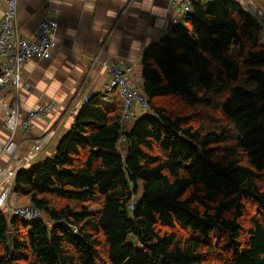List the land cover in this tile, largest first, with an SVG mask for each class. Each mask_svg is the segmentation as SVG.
Returning a JSON list of instances; mask_svg holds the SVG:
<instances>
[{"label":"trees","instance_id":"obj_1","mask_svg":"<svg viewBox=\"0 0 264 264\" xmlns=\"http://www.w3.org/2000/svg\"><path fill=\"white\" fill-rule=\"evenodd\" d=\"M182 21L143 53L129 131L118 90L97 94L18 173L47 221L0 211V264H264L262 28L236 0Z\"/></svg>","mask_w":264,"mask_h":264},{"label":"crops","instance_id":"obj_2","mask_svg":"<svg viewBox=\"0 0 264 264\" xmlns=\"http://www.w3.org/2000/svg\"><path fill=\"white\" fill-rule=\"evenodd\" d=\"M173 0H21L18 25L22 35L30 39L40 23L49 19L59 25L57 40L61 49L50 61L33 59L22 72L24 88L18 99L23 115L30 110L57 102L59 106L45 119L35 120L28 132L38 137L45 130H54V138L31 162L50 157L60 140L74 123L84 97L100 94L109 81L110 69L117 62L133 67L142 76L144 51L159 41L174 22H181V13ZM245 11L264 16V0H236ZM6 9L0 0V20ZM262 37L264 31L262 30ZM1 95V94H0ZM2 96V95H1ZM14 96L8 95L6 104ZM107 102L113 98L107 97ZM139 114V113H138ZM4 114L0 111V138L5 139ZM26 134V135H27ZM26 142V153L32 140ZM14 199V198H13Z\"/></svg>","mask_w":264,"mask_h":264},{"label":"built area","instance_id":"obj_3","mask_svg":"<svg viewBox=\"0 0 264 264\" xmlns=\"http://www.w3.org/2000/svg\"><path fill=\"white\" fill-rule=\"evenodd\" d=\"M20 1L5 0L6 9L0 20V94L2 95H0V111L5 117L3 128L6 137L0 138V211L8 212L10 219L18 217L41 220L42 215L39 210L13 202L12 195L18 173L45 149L44 146L54 138L55 131L45 130L38 139L27 133L35 128V120L47 118L59 104L51 102L23 115L20 103L15 99H18L19 92L24 88L22 72L25 65L35 58L50 61L54 57V52L61 49V45L57 40L59 25L48 18L40 23L32 38L27 39L22 35L18 25ZM191 2L192 0H173L172 5L178 8L181 17H184L191 11ZM250 15L264 31V16L251 13ZM177 23L174 22L172 26ZM110 71L109 81L100 94L106 98L112 97L111 94L117 89L123 103L121 123L133 122L134 115L149 111V104L142 90V77L133 72L131 65L119 62L113 65ZM11 93L14 99L6 104L5 101ZM95 95L97 94L84 97L80 108L87 106ZM20 135H26L32 140L26 153H22V145L26 140ZM3 164L6 166L3 167ZM131 209H134V206H131Z\"/></svg>","mask_w":264,"mask_h":264},{"label":"rangeland","instance_id":"obj_4","mask_svg":"<svg viewBox=\"0 0 264 264\" xmlns=\"http://www.w3.org/2000/svg\"><path fill=\"white\" fill-rule=\"evenodd\" d=\"M238 1H240V0H238ZM182 24H185L184 22L182 23ZM261 41L264 43V37H262V39H261ZM35 59H37V58H35ZM42 61H45V60H42ZM148 112H146L145 113V115L147 114ZM142 117V116H141ZM138 119V118H137ZM132 123L133 122H130V123H126V129H127V131H129L132 127H133V125H132ZM0 126H1V122H0ZM30 136V135H29ZM41 136H38V137H34L35 139H38V138H40ZM46 147V145L44 146V148ZM43 148V149H44ZM123 149V148H122ZM42 152V151H41ZM40 152V153H41ZM39 153V154H40ZM38 154V155H39ZM14 163H16V162H14ZM3 167H5L6 165L5 164H3L2 165ZM11 166H13V165H11ZM14 198V200H12L13 202H16L17 204H20V205H22V206H29L28 205V199H27V197H24V196H21V195H17V194H13L12 195V199ZM6 217H7V219L8 220H10V215L9 214H7L6 215ZM42 218L45 220V221H47V218L45 217V216H43L42 215ZM131 241L133 242V240L131 239ZM134 242H136L135 240H134Z\"/></svg>","mask_w":264,"mask_h":264}]
</instances>
